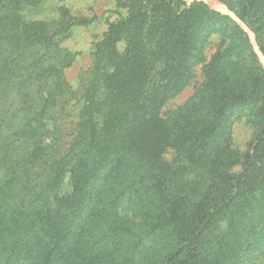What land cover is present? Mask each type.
I'll list each match as a JSON object with an SVG mask.
<instances>
[{
  "label": "trees",
  "instance_id": "1",
  "mask_svg": "<svg viewBox=\"0 0 264 264\" xmlns=\"http://www.w3.org/2000/svg\"><path fill=\"white\" fill-rule=\"evenodd\" d=\"M46 1L0 0V264H264V69L247 34L202 2L115 0L72 87L62 42L90 19L37 17ZM222 1L264 54V0ZM213 30L227 43L162 114ZM241 110L256 125L243 159Z\"/></svg>",
  "mask_w": 264,
  "mask_h": 264
},
{
  "label": "rangeland",
  "instance_id": "2",
  "mask_svg": "<svg viewBox=\"0 0 264 264\" xmlns=\"http://www.w3.org/2000/svg\"><path fill=\"white\" fill-rule=\"evenodd\" d=\"M60 6L67 8L69 13L76 18L90 19L87 23L74 25L70 34L62 42V45L75 52L74 61L65 69L64 77L72 87H76L85 77L91 64V53L94 44L102 37L104 31L107 29L108 22L115 20L117 17L114 12H111L115 7V0H48L43 4L37 17L57 16ZM208 34L205 41L202 43L203 59L193 66L192 80L178 94L169 98L164 103L161 108L162 114H164L165 111L177 108L192 95L197 85L203 79V65L220 46L222 47L227 43L217 30H213ZM119 47L122 48V45L120 44ZM258 62L261 65L259 59ZM244 113V110H241L239 113L232 114L230 127L231 144L233 148L238 151L241 159H243L244 155L249 150L250 143L256 131V125L250 121ZM63 124L64 123L61 124L62 130L60 132L62 137L63 133L69 128V124H64V126ZM172 156L173 151L171 150L164 154L166 160H170ZM240 167L241 165L237 164L233 167V170H239ZM63 187H65V189L69 187L67 178L64 181ZM259 261L260 260H258V262Z\"/></svg>",
  "mask_w": 264,
  "mask_h": 264
},
{
  "label": "water",
  "instance_id": "3",
  "mask_svg": "<svg viewBox=\"0 0 264 264\" xmlns=\"http://www.w3.org/2000/svg\"><path fill=\"white\" fill-rule=\"evenodd\" d=\"M188 3L202 2L208 6L209 9L219 12L221 15L228 16L247 34L249 41L253 47V50L258 57L261 65L264 67V54L261 51L255 32L247 25V23L241 19L224 1L222 0H184Z\"/></svg>",
  "mask_w": 264,
  "mask_h": 264
}]
</instances>
